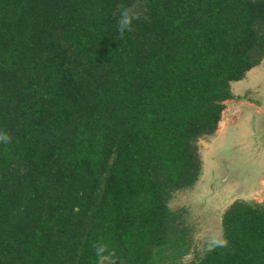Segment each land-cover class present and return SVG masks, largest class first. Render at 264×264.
<instances>
[{
  "label": "trees",
  "instance_id": "trees-1",
  "mask_svg": "<svg viewBox=\"0 0 264 264\" xmlns=\"http://www.w3.org/2000/svg\"><path fill=\"white\" fill-rule=\"evenodd\" d=\"M0 0V264H264V199L190 262L170 201L202 174L232 82L264 61V0Z\"/></svg>",
  "mask_w": 264,
  "mask_h": 264
},
{
  "label": "rangeland",
  "instance_id": "rangeland-1",
  "mask_svg": "<svg viewBox=\"0 0 264 264\" xmlns=\"http://www.w3.org/2000/svg\"><path fill=\"white\" fill-rule=\"evenodd\" d=\"M262 79L264 84V75ZM246 85L247 82L235 81L233 90L244 93ZM262 96L256 98L260 103L264 102V88ZM230 107L226 115L234 113L235 107ZM259 121L252 109L247 110L236 127L224 133L223 118L219 133L207 138L209 145L200 144L203 162L200 179L193 188L176 192L170 201L171 208L180 210L187 224L190 252L183 257L184 262L201 257L213 237L223 238V213L235 200L263 201L264 188L259 179L264 176V150L259 153L258 149L264 141V123ZM101 264L116 261L104 258Z\"/></svg>",
  "mask_w": 264,
  "mask_h": 264
},
{
  "label": "crops",
  "instance_id": "crops-1",
  "mask_svg": "<svg viewBox=\"0 0 264 264\" xmlns=\"http://www.w3.org/2000/svg\"><path fill=\"white\" fill-rule=\"evenodd\" d=\"M263 75H264V61L260 65L252 68L247 73L245 78L240 80L241 82H247L246 89H244L245 90L244 93L234 92L233 90L234 82H232L231 87H232V92L235 95V98L226 101V109L224 110V113L222 116V119L224 118L226 121V125H225V129L222 132L227 133L231 127H234V126L236 127L238 120L241 118L243 119L246 111L247 110L249 111L251 109L257 114L260 120L259 124L264 123V102L260 103L259 100L256 99V98L258 99L263 98L262 96V91L264 88V84H262ZM241 95H244V96H241ZM229 104L230 106L232 105L233 107H235L233 109L234 113L226 115L228 114L231 108ZM221 125L222 123H220L219 129L221 128ZM219 129L217 130L215 134L219 133ZM211 136H207L204 138L207 140V138H211ZM210 147H211V144H210ZM258 150H259V153H262V151L264 150V141H263L262 146H260ZM263 182H264V176L260 177L259 179V184H261V186L264 188Z\"/></svg>",
  "mask_w": 264,
  "mask_h": 264
},
{
  "label": "clouds",
  "instance_id": "clouds-1",
  "mask_svg": "<svg viewBox=\"0 0 264 264\" xmlns=\"http://www.w3.org/2000/svg\"><path fill=\"white\" fill-rule=\"evenodd\" d=\"M141 6V0H135V3L128 7H123L119 13V19L117 21V31L121 38L125 36L126 33H131L134 31V23L138 20L146 19L143 17L141 11L139 10ZM11 143V136L8 132L0 130V144ZM227 240L219 237H213L209 242V251L215 247H223L227 245Z\"/></svg>",
  "mask_w": 264,
  "mask_h": 264
},
{
  "label": "water",
  "instance_id": "water-1",
  "mask_svg": "<svg viewBox=\"0 0 264 264\" xmlns=\"http://www.w3.org/2000/svg\"><path fill=\"white\" fill-rule=\"evenodd\" d=\"M203 143L204 147H206L208 145V142L206 141L205 138H201L200 139V144ZM116 264H120L118 261H116Z\"/></svg>",
  "mask_w": 264,
  "mask_h": 264
}]
</instances>
